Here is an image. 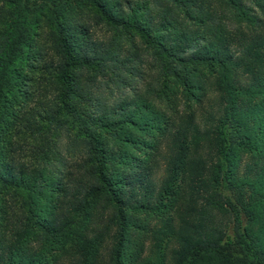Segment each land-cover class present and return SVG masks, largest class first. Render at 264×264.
Here are the masks:
<instances>
[{
    "label": "trees",
    "instance_id": "1",
    "mask_svg": "<svg viewBox=\"0 0 264 264\" xmlns=\"http://www.w3.org/2000/svg\"><path fill=\"white\" fill-rule=\"evenodd\" d=\"M31 1L0 0V264H264V0H65L52 62L14 23ZM86 8L178 62L174 78L90 107L95 69L142 53L98 43ZM53 122L76 129L80 161L50 150Z\"/></svg>",
    "mask_w": 264,
    "mask_h": 264
},
{
    "label": "rangeland",
    "instance_id": "2",
    "mask_svg": "<svg viewBox=\"0 0 264 264\" xmlns=\"http://www.w3.org/2000/svg\"><path fill=\"white\" fill-rule=\"evenodd\" d=\"M63 1L65 0H32L30 4L34 6L40 5L39 9L29 6L26 9V11L28 10V13L25 14L24 17H19L18 20L14 22L19 23L20 21H24V37H27L29 42L35 40L37 43L34 49L30 45L31 49H28L27 52L30 54L31 51L34 54L42 52L43 57H48V62H52L51 55H54L55 58L56 53H58L56 41L51 40L50 34L55 33L54 27L49 26L51 20L50 15L53 14L54 7L60 5ZM129 1L133 2V4L139 3L141 6H146L149 8V11L159 10L155 5V0ZM46 3H48V6H46ZM62 5L66 7L67 4L65 5V3H63ZM68 6L75 7L72 1L68 2ZM95 14L96 12L93 9L90 10L89 8H86V14L83 15L85 22L90 27L93 38L97 40L98 43H109V41L112 40L110 42H113V47L118 49L119 54H121V59L132 57L133 54L130 52L131 50L141 52L142 56L138 60L132 58V63H129V68H112L111 64H101L99 68H96L95 74L92 76L93 83L90 91L92 100L90 101V107L97 108V101L108 105L116 104L121 98L130 94L131 87L139 86L141 89H150L153 86L159 87L157 85L160 82L167 83V80L169 81L171 78H174L175 75H173L171 71L173 68L180 66L178 62L168 59L164 54H160V51L150 48L146 44L144 38L140 35L137 36L135 45L130 44V42L127 41V37L125 38L116 35L115 28L103 22L102 19ZM11 29H13V27ZM4 30L5 32L8 31L6 26L4 27ZM120 44L124 45L118 46ZM138 48H140V50H138ZM40 62L41 61L35 62L33 57L26 63L24 62V74L32 77L31 70L35 68L36 64L40 65ZM55 65L56 64H54V66ZM43 67L45 69H40L38 72L35 71L34 77L37 79L33 82V88L41 86L36 96L40 95L41 97L49 98L56 93V85L52 87L50 86L52 80L55 79L51 75V72L46 70V64ZM190 68H193V66ZM42 72H44V75H42ZM42 76L45 80L47 79V81L39 84V80ZM144 80H147L146 83ZM149 83H152V85L148 86ZM46 130L47 134L45 135V138L50 145V150L54 152L56 151V153L58 152V154L61 155L62 161L66 165L68 163L71 165V163L73 164L75 161L78 162V160L80 161L81 158L85 157L86 146L80 144V136L77 135L76 129L73 127H62L58 122H53L51 125L47 126ZM29 142L30 141H28V143ZM24 144V148L26 147V149H29L28 146H26L27 141ZM41 157H38V162L44 165V161L41 160ZM53 164H56L57 166L61 165L59 162H53ZM47 166L50 169L53 168L50 164H47ZM18 202V205L22 204L21 200ZM220 221H222V224L226 225L229 222V217H221Z\"/></svg>",
    "mask_w": 264,
    "mask_h": 264
}]
</instances>
